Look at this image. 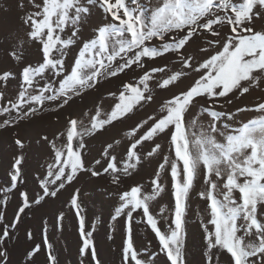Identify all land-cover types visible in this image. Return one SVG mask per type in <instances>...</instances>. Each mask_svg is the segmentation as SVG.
Segmentation results:
<instances>
[{"label": "snow or ice", "instance_id": "1", "mask_svg": "<svg viewBox=\"0 0 264 264\" xmlns=\"http://www.w3.org/2000/svg\"><path fill=\"white\" fill-rule=\"evenodd\" d=\"M29 3L35 10L25 15L23 23L28 27V38L40 45L41 60L35 66L26 64L23 67V90L15 102L7 101L10 107L0 106V114L13 115L14 118L5 119L0 127L14 126L35 114L46 102L62 108L94 88L101 78L115 77L134 65L146 69L145 58L155 60L172 54L181 69L200 73V78L191 87L166 102L159 118L150 116L131 130L134 135L139 128L148 125L146 131L130 144L128 163L122 170L117 167L115 156L109 157V163L103 169L104 173L111 170L115 174L112 182L119 185L121 171L130 175L129 169H135L140 163L139 145L164 133L170 137L175 159L170 161L164 157L159 169L170 170L174 198L171 223L167 231H162L150 209V201L164 190L159 172L152 181L151 194L142 195L139 186L123 192L120 196L122 203L112 217L116 220L121 215L126 216L123 264H151L148 258L139 255L134 242L132 220L133 213L138 211L158 239L159 251L170 264H187L184 254L185 216L190 192L201 175L206 189L199 196L209 202V224L213 226L210 230L208 224L203 225L208 250L206 264H214L219 251L228 254L231 264H264V102L252 109L261 113L259 118L240 122L234 128L227 124L223 128L218 126L221 118L235 119V114L227 112L206 109L211 117L206 129L198 115L186 119L200 97L215 102L230 94L243 95L252 87L264 86V27L258 30L256 26L257 21H264V0H242L239 3L234 0H160L157 6L147 10V15L144 8L130 10L125 0H40V3L29 0ZM96 4L111 16L112 22L98 27L95 38L85 42L73 64L66 67L65 50L76 43L79 27L91 14L90 6ZM218 26L229 28L223 42L215 39L222 35ZM65 29L71 32L68 38L61 35ZM197 36L203 37L205 46L201 52H208L216 46L220 50L203 62L197 61L187 52V46ZM208 36L214 39H208ZM154 40L156 45L152 44ZM10 55L18 63H24L23 45ZM166 69L167 66L146 69L139 78V85L125 84L119 102L111 112L102 113L98 107L90 116V126H82V121L70 119L66 151L50 142L55 150V169L50 165L47 178L39 181L41 195L33 197L26 191L20 193L23 199L14 222L0 229V264H8L6 245L26 209L32 204L39 205L45 198L56 197L65 183H71L82 171H90L92 176L101 175V172L85 167L84 137L95 135L114 121L125 118L136 106L150 103L153 100L151 81L156 80L157 88L167 89L186 75L181 70L157 79L156 74ZM12 75L3 73L0 80L6 81ZM53 77L58 79L53 82ZM127 92L131 95H126ZM3 98L0 93V100ZM247 110L238 108L236 112ZM42 139L48 141L47 136ZM73 141H76L75 145ZM15 143L24 147L20 139ZM112 147L113 144L107 145V149ZM160 148L161 145L156 143L147 155H153ZM102 155L108 157V152ZM22 159L16 158L12 166L13 188L17 183H23ZM50 185L56 187L50 188ZM71 204L78 218L80 255L89 257L92 264H102L92 238L93 231L87 229L86 218L81 213L78 192ZM57 220L62 221L63 214ZM27 235L32 239L31 232ZM45 243L48 264H57L52 245L46 239ZM39 251L40 245H36L27 253L28 264Z\"/></svg>", "mask_w": 264, "mask_h": 264}, {"label": "rangeland", "instance_id": "2", "mask_svg": "<svg viewBox=\"0 0 264 264\" xmlns=\"http://www.w3.org/2000/svg\"><path fill=\"white\" fill-rule=\"evenodd\" d=\"M36 2L40 3V0H36ZM234 2L239 3L242 0H234ZM125 3L130 10H135L138 7L144 8L147 15V10L157 6L160 0H125ZM90 8L91 14L79 27L76 43L65 50L66 67L73 64L83 44L95 38L98 27L112 22L111 16L105 13L99 4L92 5ZM34 10L29 0H0V75L6 72L13 74L6 81L0 80V93H3L4 96L3 100H0V106L10 107L7 101L15 102L19 92L23 90V67L26 64L35 66L41 60L40 45L28 38V27L23 23L25 15ZM256 26L258 30L264 27V21H257ZM218 27L222 35L215 39H220L223 42V36L229 33V28L227 26ZM61 35L63 38H68L71 36V32L65 29ZM207 38L214 39L211 36ZM21 44L23 45L24 63H18L10 55L13 50L19 49ZM152 44L156 45L157 41H152ZM204 46L203 37H194L187 46V52L193 55L197 61L203 62L220 50L219 46H216L208 52H201L200 49ZM174 61L175 57L172 54H166L155 60L145 58L146 69L167 66L165 72L156 74L157 79L166 78L172 72L181 70L186 75L175 86H170L167 89L157 88L156 80L151 81L153 100L150 103H145L143 107L136 106L133 113L125 118L114 121L95 135L84 137L85 167L99 171L101 175L92 176L90 171H82L71 183H65V187L58 191L56 197L45 198L39 205L32 204L30 209H26L25 213L21 215L20 223L16 225L15 229H12V237L6 245L9 249L8 264H28L27 253L36 245H40V251L32 257L31 264H48L45 239L52 245L53 253L57 257V264H81V262L92 264L89 257L81 256L79 253L81 238L78 232V218L71 204V199L77 192L81 213L86 218L87 229L93 231L92 238L96 243L98 257L102 260V264H123L122 248L125 244L126 216L121 215L116 220H113L112 217L122 203L120 200L122 193L130 191L133 186L141 187L142 195L151 194L153 192L152 181L158 172L164 190L150 201V209L158 219L161 230L167 231L174 210L172 179L170 170L159 169L164 157H168L170 161L175 159L171 149V140L167 133L137 147L140 163L135 169H129L130 175H125L121 171L119 185L112 182L115 174L111 170L104 173L103 169L107 167L109 157L115 156V163L122 170L128 163L127 153L130 144L146 131L148 125L139 128L134 135L131 134V130L148 120L150 116L159 118L162 107L168 100L181 91L187 90L200 78V73L191 69H181L180 64ZM117 62L122 61L118 60ZM146 69L137 68L134 65L133 68L127 69L115 77L101 78L94 88L86 91L82 96L76 97L62 108H58L55 103L46 102L43 108H39L30 117L18 121L14 126L0 127V216L3 217L0 219V229L5 224L14 222L23 199L20 195L21 192L26 191L33 197L42 194L39 181L47 178L50 165L53 166V170L55 169V150L50 142H54L56 148L66 151L69 120L77 119L83 122L82 126H90V116L95 114L98 107L102 113H110L115 104L119 102V95L124 91V85L128 83L139 85V78ZM52 79L55 82L58 78L53 77ZM140 86L142 87V85ZM125 94L131 95L130 92ZM228 100H231V103H228ZM260 102H264V86L261 88L252 87L248 93L243 95L230 94L229 97L219 98L215 102H211L209 98L200 97L186 119L198 115L200 123L206 129L211 120L206 109L227 112L235 114V119L221 118L218 126L223 128L227 124L234 128L239 126L240 122L259 118L261 113L252 109ZM238 108L249 110L237 113ZM13 118V115L0 114V124L5 119L12 120ZM150 123L151 121H149ZM45 136L48 137V141L42 139ZM17 139L23 141V148L15 143ZM218 139L221 138L218 137ZM75 143L76 141H73L74 145ZM156 143L161 145L160 150L148 156L147 153L152 151ZM108 144H113V147L107 149ZM105 151L108 152V157L102 155ZM18 157L23 158L21 165L23 183H17L13 188L11 183L12 166ZM97 160L100 161L99 164L96 163ZM55 187L56 185H50V188ZM205 189L206 185L203 183L201 175L190 192L185 216L187 235L184 241V254L187 264H206L205 254L208 250L203 225L208 224L210 230L213 226L209 224L211 218L209 202L199 196V193ZM162 209L163 213H161ZM61 214H63V220L58 221L57 217ZM143 220L139 211L133 213V235L139 255L148 258L151 264H170L166 256L159 251L158 239L155 234ZM29 232L32 233V239H28ZM214 264H231V261L228 254L219 251L214 257Z\"/></svg>", "mask_w": 264, "mask_h": 264}]
</instances>
